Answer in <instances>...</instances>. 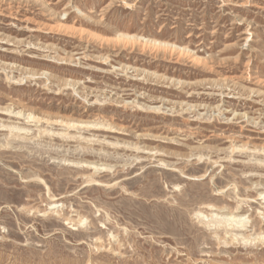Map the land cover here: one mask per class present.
Masks as SVG:
<instances>
[{"label": "rangeland", "instance_id": "374dc122", "mask_svg": "<svg viewBox=\"0 0 264 264\" xmlns=\"http://www.w3.org/2000/svg\"><path fill=\"white\" fill-rule=\"evenodd\" d=\"M0 264H264V0H0Z\"/></svg>", "mask_w": 264, "mask_h": 264}, {"label": "bare ground", "instance_id": "6f19581e", "mask_svg": "<svg viewBox=\"0 0 264 264\" xmlns=\"http://www.w3.org/2000/svg\"><path fill=\"white\" fill-rule=\"evenodd\" d=\"M21 130H22V128H18V129H17V131H19V132H20ZM164 164H165V163H164ZM166 165H169V164L167 163Z\"/></svg>", "mask_w": 264, "mask_h": 264}]
</instances>
